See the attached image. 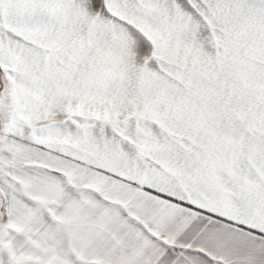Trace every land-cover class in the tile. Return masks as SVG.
<instances>
[{
  "label": "snow or ice",
  "instance_id": "snow-or-ice-1",
  "mask_svg": "<svg viewBox=\"0 0 264 264\" xmlns=\"http://www.w3.org/2000/svg\"><path fill=\"white\" fill-rule=\"evenodd\" d=\"M0 264H264V0H0Z\"/></svg>",
  "mask_w": 264,
  "mask_h": 264
}]
</instances>
